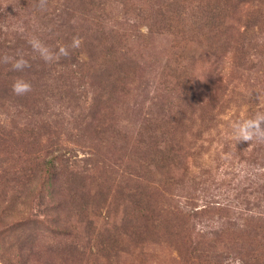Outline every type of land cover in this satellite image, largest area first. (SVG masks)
Listing matches in <instances>:
<instances>
[{
    "label": "rangeland",
    "instance_id": "obj_1",
    "mask_svg": "<svg viewBox=\"0 0 264 264\" xmlns=\"http://www.w3.org/2000/svg\"><path fill=\"white\" fill-rule=\"evenodd\" d=\"M196 1L0 0V57L29 62L0 61V264H264V157L231 134L264 112V20L256 1L237 4L208 40L190 19ZM166 5L185 13L153 27ZM104 55L126 57L119 87L90 75ZM179 65L215 122L198 105L181 115ZM20 79L30 92L14 93ZM162 103L168 128L185 126L173 130L178 160L159 171L145 158L166 131ZM137 188L141 208L128 201Z\"/></svg>",
    "mask_w": 264,
    "mask_h": 264
},
{
    "label": "trees",
    "instance_id": "obj_2",
    "mask_svg": "<svg viewBox=\"0 0 264 264\" xmlns=\"http://www.w3.org/2000/svg\"><path fill=\"white\" fill-rule=\"evenodd\" d=\"M177 3H179V7L181 5H184V7H186V2L189 0H175ZM256 1L257 4V9L254 11V15L256 16V19L259 20V23L263 24V20H264V0H197V6L196 9L193 10V13L191 15V20L193 21V23L195 25H197V28L200 29L202 31V34L204 33V30L207 31V36H208V40H213L216 38V36L221 32L222 29L225 30V19H227V17L234 12V9L237 7V4L240 3H250ZM167 8V5H166ZM181 9V13H185V8H180ZM178 10H176L175 8H170V9H166V12H163L162 6L154 11L151 15V20H152V24L153 27H156L158 24H165L166 26L169 25L172 22V16H174L175 14H177ZM180 13V12H178ZM180 13V14H181ZM188 13V12H187ZM99 30L102 32L103 35H105V29L103 27V24H100L99 26ZM224 30H222V32H224ZM112 33H114L112 31ZM127 34H123V35H113L111 37L112 43L114 42L116 44H120V42L122 40H124L126 38ZM126 44L127 41L123 42L122 44ZM121 44V45H122ZM120 45V47H121ZM126 47V45H125ZM119 50V49H118ZM194 52H196V50H193ZM191 51V52H193ZM115 52V51H114ZM113 52V53H114ZM188 52V51H187ZM78 53H76V51L71 50V54L69 52L68 56H64L66 57V59L69 58H73L76 59L78 58ZM190 54V53H189ZM61 55V54H60ZM63 57V55H61ZM125 56V55H124ZM121 56V57H115L112 56L114 58H102L103 62H99L97 61L95 65L92 66V72H91V76L97 78L98 80L102 81H107L108 79H110L113 75L116 76L115 79V86L119 87V85L124 83V79L126 77L125 72H124V68H125V63H126V57ZM111 57V56H110ZM195 57V54L193 56V58ZM188 58V57H187ZM132 60H130L129 62H131ZM134 65H136L135 63H132V68L135 67ZM112 67H115V72L112 71ZM174 71V73L176 74V76H171L174 80V86L179 87L180 90L182 91V101L184 103V107L181 108L182 111L180 112L181 115H187L190 113V109H192V107L190 105L196 106L198 105L200 108V111H202V113L207 114L209 116V119L211 122H215L216 121V117L212 114V107L214 109V104L212 105V101L210 100V102L208 104L203 103L204 100H202V98H204V95L201 94L200 95V100L196 99L194 94L195 88H194V83H193V79L191 78V71H193L192 66L191 67H187V66H177L176 68H172ZM131 71V70H129ZM170 83V82H169ZM209 85H214L213 81L211 80L209 82ZM101 87H105V82L101 83ZM7 89H0V95L1 93H6ZM189 103L188 105L186 104ZM166 107L167 104L162 103L159 106V115L154 119V123L157 126L156 128H158V130L160 131V129L162 128V124H160L158 121L159 119L163 120L164 126L166 128V131H161L163 132L162 136L160 137V139H157L156 137H150V142L148 143V151L146 154V160H149V162H151L152 164H155L156 169H158L159 171H163V169L167 168L171 163H174L175 161L178 160V152L180 151L181 147L179 146V142H177L178 137L177 134H173V130L175 128V131L178 130V128H182L184 127V123L182 121L178 122V126L177 127H173L172 129L168 128L167 124L171 121V124H174L173 121L171 120L172 116L169 117V115H165L163 117H161V115H164V112L166 111ZM171 112V110L169 109L168 113ZM183 119V118H182ZM240 153L244 154V148H240ZM262 154V157H264V142H256V148L253 150V153L251 155V158L255 157V155H257V157H259ZM264 169V168H263ZM136 176H138L139 174H135ZM148 177H144V179H146ZM261 190L262 192H264V184L261 186ZM136 193L132 194L131 196H129V202H131V204L136 207V208H141L140 205L142 204L143 200H142V195L143 192L139 191V188L136 189ZM126 220V219H125ZM125 235L131 237L133 236L132 234H126ZM134 236H136V233L134 232Z\"/></svg>",
    "mask_w": 264,
    "mask_h": 264
},
{
    "label": "clouds",
    "instance_id": "obj_3",
    "mask_svg": "<svg viewBox=\"0 0 264 264\" xmlns=\"http://www.w3.org/2000/svg\"><path fill=\"white\" fill-rule=\"evenodd\" d=\"M72 47H79V41L74 39ZM60 54L68 56L69 52L67 48H61ZM52 56H45L46 60H51ZM0 61L6 64H10L14 71H22L29 66V62L22 56L11 57L4 56L0 57ZM31 83L23 79L17 80L13 83V91L17 95H23L31 91ZM232 137L239 142H253L260 141L264 142V112L256 113L250 118L238 120L232 125Z\"/></svg>",
    "mask_w": 264,
    "mask_h": 264
}]
</instances>
